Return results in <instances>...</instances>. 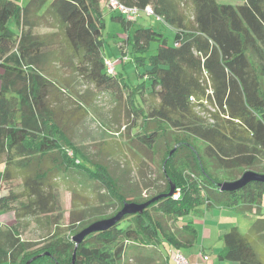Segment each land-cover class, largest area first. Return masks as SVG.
I'll list each match as a JSON object with an SVG mask.
<instances>
[{"label":"trees","instance_id":"16d2710c","mask_svg":"<svg viewBox=\"0 0 264 264\" xmlns=\"http://www.w3.org/2000/svg\"><path fill=\"white\" fill-rule=\"evenodd\" d=\"M118 1L141 11L149 6L155 21L173 30L172 43L150 26L130 31L132 22L113 11L103 13L100 0H28L23 5L0 0V211H11L15 222L0 229V264L31 259L29 264H123L119 248L125 243L164 244L169 252L162 264H174V256L193 244L197 232L182 223L186 236L178 238L163 220L183 222L200 206L241 213L255 207L247 233L231 227L222 234L217 264H264V210H259L264 209V183L250 182L231 192L218 186L238 179L232 172L264 175V0ZM109 14L126 33L116 60L132 64L158 101L143 116L136 97L145 82L132 84L104 68L102 33ZM151 42L157 43L153 54L148 53ZM76 78L120 98L126 92L127 115L142 116L139 131L128 137L130 145H137L134 150L152 153L163 140L162 184L154 194L130 198L128 181L75 144L73 121L87 115V102L74 88ZM65 100L78 116L65 111ZM72 171L98 188L100 201L114 210L85 222L82 211H70L64 236L52 175ZM217 172L229 177L217 179ZM156 196L142 212L86 235L77 247L72 242L124 203L143 204ZM40 216L50 227L47 235L37 243L20 240V221Z\"/></svg>","mask_w":264,"mask_h":264},{"label":"rangeland","instance_id":"374dc122","mask_svg":"<svg viewBox=\"0 0 264 264\" xmlns=\"http://www.w3.org/2000/svg\"><path fill=\"white\" fill-rule=\"evenodd\" d=\"M105 6L101 3L100 8L104 11L106 9ZM158 22L160 20L155 21L153 16L140 15L134 23H131V27H133V24L135 26L130 31L139 27L150 26L157 32H161L167 42L171 44L173 30ZM10 26H13V21ZM40 31L47 32L48 30L43 29ZM13 32L15 33L14 30ZM102 37L104 40V59L116 61V58L121 57L118 50L119 44L122 43L121 45L125 47L122 42L125 37L123 26L118 22L112 21L110 16L107 15ZM156 46V42H151L148 53L153 54ZM121 62L123 63L115 64L116 72H120L132 84H139L144 81L135 74L132 64L126 63L125 60ZM75 80L77 81L74 85L75 91L82 94L83 100L87 102V115L84 116L80 123L73 121L72 137L75 144L83 148L90 159L102 160L111 168L116 177L128 181L130 189H132L130 198L139 194L141 196L154 194L155 187L162 184L158 164L164 151V142L160 138L154 152L143 151L145 153H142L134 150L137 146L135 141L130 145L128 139L131 133L139 131L142 124V116L150 111L151 108L157 106L158 101L149 94L147 89L148 83L144 81V91L142 95L136 97V103L142 112V116L138 113L137 117H131L126 112L128 110V100H125L126 92L124 89V93L120 98L114 92L107 93L94 90L92 86H86L79 78ZM63 107L65 111L70 110L69 115L78 116V111L71 102L65 100ZM131 125H134V128L128 129ZM153 126L154 124H151V127ZM129 148L133 150H129ZM232 174L238 178L242 175L239 176L238 172H232ZM214 176L221 180H226L229 177L228 174H221L220 172H217ZM52 180L64 215V218L59 223L64 236H68L66 226L69 224L70 211H82L84 222L113 212L114 207L105 205V203L100 201L101 191L75 172L54 173ZM259 210L262 211L264 209ZM255 211V207H253L251 212L241 213L215 206L207 210L204 206H200L198 211L183 219V222L175 223L170 220H163V222L172 233H175L181 239L186 236L181 229L182 223L193 225L197 232L195 241L190 247H184L180 250L189 264H217L218 253L223 248L222 234L229 231L231 227H235L241 234L247 233L251 224L255 221ZM76 215L77 213H74L73 217H76ZM45 218L40 216L22 219L19 224V230L21 231L20 240L31 243L41 242L42 238L50 230V227L45 223ZM8 219H13V213L11 211H0L1 230L10 224ZM11 224L13 226L15 222L13 221ZM119 249H121L119 254L121 252L122 257L120 260L123 264H162L164 257L169 252V247L164 244L155 247H141L132 243H125ZM219 263L235 264L233 262L220 261Z\"/></svg>","mask_w":264,"mask_h":264},{"label":"water","instance_id":"95a60500","mask_svg":"<svg viewBox=\"0 0 264 264\" xmlns=\"http://www.w3.org/2000/svg\"><path fill=\"white\" fill-rule=\"evenodd\" d=\"M250 182L264 183V175L247 170L243 172L242 175L238 179L230 181V182H222L218 186L221 191L231 192V191H235V190H238L244 187L246 184ZM173 190H174L173 185H171L170 191L167 194V196H171L173 193ZM158 198H160V196L151 198L150 200H148L147 202L143 204L126 202L122 205L121 209L115 215L109 218L100 219V220L92 222L87 227H85L84 229L79 231L77 234H75L71 240L74 243L75 247H77V245L82 241V239L86 235L93 233V232H101V231L108 230L109 228L114 226L117 222H119L123 218V216L137 214V213L142 212L145 207H147L150 203L156 201ZM73 258H74V254H73ZM31 260H29L26 264H29Z\"/></svg>","mask_w":264,"mask_h":264},{"label":"built area","instance_id":"2783aa9c","mask_svg":"<svg viewBox=\"0 0 264 264\" xmlns=\"http://www.w3.org/2000/svg\"><path fill=\"white\" fill-rule=\"evenodd\" d=\"M107 7L110 11H113L120 15L125 22H131L134 21L138 16L145 15L147 17L154 16V13L152 9L147 6L142 11L138 10L136 7H128L124 4L120 3L118 0H107ZM118 63V60L116 61H110L104 59V68L106 70L107 74H112L115 71V64ZM178 194H174V197L176 198ZM174 264H188L186 258L182 254H176L173 258Z\"/></svg>","mask_w":264,"mask_h":264},{"label":"crops","instance_id":"0c3cea01","mask_svg":"<svg viewBox=\"0 0 264 264\" xmlns=\"http://www.w3.org/2000/svg\"><path fill=\"white\" fill-rule=\"evenodd\" d=\"M28 0H19V2H20V4L21 5H23L25 2H27ZM101 3L102 4H104V5H106V3H105V0H100V5H101ZM105 10L103 11L102 9V12L103 13H105V14H107L108 13V8H107V6H105ZM112 15V14H111ZM111 15L109 14V16H110V19H111ZM105 17H106V15H105ZM135 26V24H133V27ZM133 27H131V28H133ZM13 221H14V218L13 219H8V222H10V224H8V225H6L5 226V229L6 228H10L11 226H12V224L11 223H13Z\"/></svg>","mask_w":264,"mask_h":264},{"label":"clouds","instance_id":"9594fccd","mask_svg":"<svg viewBox=\"0 0 264 264\" xmlns=\"http://www.w3.org/2000/svg\"><path fill=\"white\" fill-rule=\"evenodd\" d=\"M106 1H107V0H105L106 6H107V2H106ZM107 8H108V7H107ZM108 10H109V9H108ZM109 11H110V10H109ZM116 14H117V13H116ZM117 15H118V14H117ZM142 15H143V14H142ZM138 17H139V16H138ZM136 19H137V18H136ZM136 19H135V20H136ZM135 20H134V21H131V22L134 23ZM131 22H130V23H131ZM125 35H126V33H125Z\"/></svg>","mask_w":264,"mask_h":264}]
</instances>
